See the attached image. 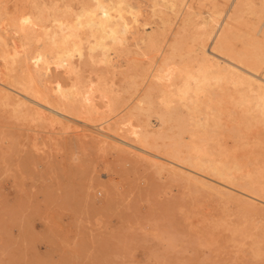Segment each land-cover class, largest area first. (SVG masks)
Instances as JSON below:
<instances>
[{
    "label": "rangeland",
    "instance_id": "obj_1",
    "mask_svg": "<svg viewBox=\"0 0 264 264\" xmlns=\"http://www.w3.org/2000/svg\"><path fill=\"white\" fill-rule=\"evenodd\" d=\"M9 1L12 0H4V1L1 0L0 5L1 3L6 4L7 2H8L7 5L9 4L11 5L12 2L9 3ZM14 1L15 0H13V2ZM24 1H25L24 11L25 10L26 11L25 12L23 11V14L20 16L21 19L23 20L22 22L24 23L25 21L29 20L28 21L29 23L30 22L38 23L41 20L46 22L47 24H50L54 10L59 9V11H56L54 14L57 13L58 15L62 16L65 13L62 14L64 11L62 12L61 10H64L63 7L65 8L66 4H69L71 6L70 9L76 12L79 10L80 8L79 6L81 5V3H83V1L86 2V0H81V2L80 0H76V1L69 0V2L68 0H65L67 1V3L64 0H47V1L45 0V2L44 0L41 1L31 0V2L33 1V3L29 2L30 0H24ZM37 1L40 2L43 1V3L39 4V2L37 3ZM133 1L130 0V2L132 3ZM138 1L140 3V7H138L139 10L141 11L144 8L143 11L141 12L139 11L141 13V14L139 13L140 14L139 17L142 16L141 18L147 21L146 22L147 24L146 25L141 24L142 26H144L143 28L141 27V25L137 27V32L138 30L139 32L138 33L136 32L137 34L136 38L132 39L130 37L127 39L128 40L127 41L128 46H126L127 49L125 46L117 47L116 51L111 52L112 56L107 55L106 61L104 60L102 61L101 59L102 57L101 55H99L100 54L99 51H96L97 53H95L96 54L95 56L98 57L99 55L100 57V60L98 59V61H96L97 58L95 56H94L95 60H92L89 57H85L86 60L84 57H83L84 59L83 58L80 59L79 57H76L77 56L76 53H74L73 56H71L72 58L70 59L72 61L74 60L72 63L75 66L74 68L75 71L81 69L77 71V73L79 72L81 74L80 75L78 73V75L81 77L80 78L81 80L79 79L81 83L83 81V84H85L86 81L87 86L88 84L89 86H91V84L95 80L92 86L94 87L97 85L102 86V84L106 83L108 86L104 84L106 87L105 88L103 85V87L105 88L104 91L110 94V90H111V94L108 96L106 95L107 93L105 94V92L100 89H97L95 91L93 90L94 92L91 91V93H89V96H91V94L94 93L95 95L98 94L97 97L99 99L101 98L100 99L101 101L97 97L94 98L93 96L94 94H92L91 96L92 98L91 97L89 98L90 101H92L93 99L95 100L94 102L95 104L91 102V107L93 108L92 109L93 113L90 111L91 112L90 115L92 117L91 122L93 121V117L94 120L96 118V120L93 121L94 123L92 122L93 124L98 125L99 127L103 128L106 131L111 130L110 131L111 133H114L119 137H122L123 139L128 140L130 143L135 144L137 146H140V143L139 142L137 143L136 141L137 136H135V134L137 135L139 133V132L136 133V131L138 130L142 131L143 126L144 129H146L147 131L150 128L149 132L153 130L152 134L150 133L151 136L149 140L146 139L147 142L146 143L144 142V144H142L141 146L145 145L144 146L145 148L144 147L143 148L146 150L148 147H150L151 149L148 148V151L150 152L152 151V153L155 152L156 154L163 155L164 153L162 154L161 152H163V150L165 151L169 146V143H171L173 140L179 138L180 142H182V140L183 142H187L188 138L182 137L186 135L182 133L183 131H181L183 126L187 127V129L190 128L189 130L195 129V126H193L192 124L193 122L190 121L188 122L190 115L187 113L186 108L182 106L180 103L176 102L175 99L176 97H174L175 100H172L176 102L175 105L171 101V106L173 105L172 108L167 107L166 104L163 103L165 95H163L164 92L161 90V88L164 84L165 81L164 79L166 78V76H169L170 72L174 71L175 68L173 67L181 66L180 56L177 58V55H175L173 58L170 59L168 58L169 60L166 61L167 59L164 60L165 58H167L166 53L168 56H170L169 55L170 53H168L170 51V46L172 44H175L176 42H177L176 45L179 47L183 43L186 45L184 38L187 37V34H189L188 35L189 40L187 38L186 42L188 44L194 43V46L196 47L197 46L196 38L200 36L199 33L202 31L200 27H203V24H201V22L203 23V21L201 20H204L203 18L206 19L207 17L206 20L209 21V23L211 22L212 25L215 24L216 21L221 20L223 16L226 14L230 0L228 1L225 0L228 3L225 2L224 0H186L187 2L185 0L183 1L181 0L182 2L180 0L177 1L174 0L175 2L173 0H169V1L152 0L154 2H152L151 0L150 1L141 0L142 2L140 0H137L136 2ZM147 1H149L148 4ZM252 1H253L252 6L251 5L249 6L251 8L249 7L246 8V6L248 5L243 4L244 6L243 5L239 6V8L241 7V9L237 7V11L239 13L235 11L236 13H234L233 15V17L237 15V17H234L237 18L235 19L237 22L241 19L240 21L242 25H244L243 23L245 22L244 27L240 26L241 28L238 27L237 29L236 26L239 25L238 23H240V21L236 23V21L233 20L235 23L232 22L234 23L232 25L237 24L235 27L233 26L234 28L233 36L234 35L236 36V37L234 36V41H236L238 45L240 44L241 47H246V45L244 44H248V41L250 40L249 38H251V36L249 37L248 34L252 35L251 33H256V32L258 33V34L256 33L257 36L259 35L261 36L262 34L260 33L259 30L261 29L260 23L264 21L263 19L264 6L262 7L260 4H258L260 6L259 7L257 5V3H260L261 0L260 1L251 0V3ZM34 2H36L37 5ZM136 2H134V4H137ZM163 2L165 3L167 2L166 3L167 6L163 5L164 4ZM45 3L48 4L46 5ZM145 3L150 7H146ZM151 3L154 4L151 5ZM34 4L37 6V8L41 4H44V6L41 5L42 6L41 8H44L45 10L49 7L50 9L49 10L47 9L48 12H46L45 10L46 13H44L43 9L40 10L41 8H38L40 10L39 12L38 9H35ZM50 4L52 7L54 6L55 7L54 8L50 7ZM3 5H1L2 7L0 6V13H1L0 15L1 17L3 16L2 18L0 17L1 20L0 25L2 24L0 26V31H1L0 33L1 34L3 33L2 35H4V38L6 37L7 43H10L9 45H16L19 51L24 52V55L26 56L25 64L26 66H28V68L30 66L29 68L30 71H32L34 75L35 73H39L41 75L42 74L41 72H43L44 70H42L39 67L40 66L39 63L41 62L39 61L37 63L35 61L36 58H34V56L37 54V51H39L40 49L42 50L43 48H41V46L39 48V46L36 45L38 42L36 40L32 39L33 41L32 40L25 41L27 38L26 37L23 38L24 36L20 35V33L22 35L23 34L25 35L26 34L25 31L23 32L21 29H19V31L21 32L18 31L17 26L14 23H12L13 19H10L11 13H9V15L8 13L6 14V12L3 9L4 8ZM31 5H33L34 7ZM137 5L139 6V4ZM154 5L157 7H155ZM181 5L183 8L181 7ZM198 5L200 8L198 7ZM61 7L62 9H60ZM151 7L160 8V9L162 8L163 11L165 10L164 12H166V14L171 16V17L168 16L170 24L166 23L163 26L164 27L163 28L158 23L157 17L153 15L152 12L153 8ZM169 7L171 10H169ZM174 7L176 8L174 9ZM242 8L243 9L246 8V9L243 11ZM51 9L53 11L52 14L50 13ZM179 9L180 12H178ZM192 9L195 12L196 11L198 12H196L195 14V12H193ZM249 9L252 12H250ZM175 10H177L178 13H176ZM256 10H258L259 12L262 10L260 12L261 14L258 12L257 15L259 16L254 14ZM32 11L33 12L36 11L34 13L35 15H32L33 14ZM150 11L152 12V15ZM188 11L192 12L191 15L188 14V16L184 17L185 14L187 15ZM211 11H213L214 13ZM26 12L28 13V15H26L27 14ZM36 13H38L39 15ZM41 13L42 15L43 13L45 15L41 17ZM144 14H146L147 18H145L146 16ZM49 15H51V18ZM25 16H27V20H25L26 19ZM179 16L181 17V19L178 18ZM195 16H197V18ZM23 17L25 19H23ZM37 17L39 18V20ZM149 17L151 18L150 20ZM254 17L257 18V20L258 19L259 20L258 21L255 20ZM2 19L5 20L2 21ZM195 19L196 20L198 19V21H196ZM174 20H176L175 21L176 25L172 24ZM149 21L152 22V24H150ZM259 21L261 22L258 23ZM181 22H184V24H187L186 22H189V24L181 25ZM192 22L193 23L195 22L196 25L193 24ZM10 23H12L13 26L10 25ZM29 23H27V25ZM199 25L200 27H198ZM250 25L252 27H250L249 29L248 26ZM257 25L260 27H257ZM148 27L149 28L155 27L154 29L156 32L152 28L149 29ZM170 27L172 28L170 29ZM15 28L17 30H15ZM147 28L148 31L146 30ZM162 28L163 30L166 29L167 35L166 33H163V30H161ZM140 30L142 31V33ZM143 30L146 31V33ZM196 31L197 33H195ZM198 31L200 32L198 33ZM238 31H240L239 34ZM247 31H249L250 33H248ZM18 32L19 34H17ZM179 32L180 33L183 32L181 33L182 36L179 35L180 34ZM190 32H192V35L194 37L190 36L191 35ZM147 33H152L156 35V37H158L157 34L160 35L158 37V39L160 38L159 39L160 45L161 43H165L162 44L161 47L163 45L166 47L168 46V48L163 46L162 49V51L164 52L163 54L160 51L159 52L154 51L153 53V50L150 49V47L147 44H146L147 46L146 48L143 46L145 45L146 41L144 42L143 40L140 39H146L148 37ZM174 33L178 35H175ZM140 34L141 35L143 34L142 35L143 38L140 37L141 36ZM177 36L181 38H183L184 36L183 40L181 39L182 42L181 40L180 41L178 40L180 38H178ZM239 36L241 37L240 39L238 38ZM166 37H167V41L166 39L165 40L163 39ZM175 37L176 39L174 40ZM193 38L194 40L195 39L196 40L194 41ZM14 39H16L15 43L13 41ZM162 39L165 42L162 41ZM169 40L171 41V43L173 42L172 40H174V43L171 44L170 42H168ZM244 41L247 43H244ZM30 42H32V44ZM134 42H137L138 44ZM21 43H23L24 46H22ZM241 43L243 44L241 45ZM17 44L19 45L21 44V45L19 46ZM136 45L140 47L141 50ZM33 46L34 47L36 46V50ZM141 46L144 47L145 49L142 48ZM124 49L126 52H124ZM132 49L134 50V52ZM142 49L145 51H143ZM166 50H168V52H166ZM183 51H185V47L183 48ZM132 52L133 54H131ZM150 52L152 54H150ZM157 52L159 54H156ZM129 53L130 56L132 57L129 56ZM134 53H136L137 56H135L136 54L134 55ZM125 54L128 55L126 56ZM119 55L122 56L120 57ZM135 57L137 60H135ZM159 57H161L162 60H160ZM76 58H77V62H76ZM87 58H89L90 60ZM129 59H130V63H129ZM34 61L36 64L32 63ZM131 61L135 63V64L133 63L135 66H133ZM137 62L138 63L141 62V63L138 64ZM79 63H82L83 65L82 64L80 65ZM109 63L113 67L109 65ZM146 63H148L150 66L152 65L150 70L148 69L150 68V66L148 67V64L145 65ZM163 63L164 64L167 63V65L168 64L169 65L168 66L164 65L163 66L165 67L164 69L162 67ZM1 64L2 61H0V65ZM37 64L39 66H37ZM52 64L53 63H51V65ZM101 64L102 67L100 66ZM51 65H50L51 67L50 70L46 74L44 73L45 74L44 76L43 74L41 76L36 74L35 77L37 76L38 78L40 76V78H43V80L38 78V81H42L39 82V84L41 85V87H44L45 90L47 89L46 91L50 96L56 95L55 94L56 89H57L56 92L57 95H60V92H58L59 91L58 86L60 85L62 87V89L60 88V90L62 91H65L63 90V88L67 87V85H68L67 89H69L70 87L69 85H71L72 82L75 80L76 74L73 71L72 73L71 72L68 73L69 74L68 75L60 67L57 68L54 64L52 66ZM88 65H90L91 67ZM94 65H96L95 67L97 68V71H99V67H100V72H102L104 70V66L105 69H109V70H104V73L101 74L99 72V75L101 76L100 79V77L98 76V72L95 71L96 68L94 67ZM117 65L119 67H121L122 65V67L119 68ZM110 66L114 69H112ZM170 66L172 68H170ZM146 67L148 70H145ZM159 67L162 68V70H160ZM2 68H3V64L0 66V80L4 76L2 73L3 71ZM90 68L92 69L91 71ZM139 68H143L141 69L142 71ZM167 68L168 69L170 68L169 69L170 71L166 70ZM134 69L135 70L137 69L136 71L138 73L137 72L135 73ZM38 70L41 72H39ZM165 70L168 71L167 75ZM62 71L64 73H62ZM81 71H83L82 72L83 74L81 73ZM116 71H118V73ZM106 72H108L109 74L106 75L105 74ZM122 72L124 73L125 78ZM139 72L142 73L139 74ZM95 73L97 74V78ZM144 73H146L147 76H145L146 74ZM150 73L152 76H148ZM71 74H73V76ZM103 74L106 79L104 78ZM153 74L155 75L156 79L155 77H153L154 76ZM156 74L157 76L160 77H157ZM88 75L91 78H89ZM126 76L127 78L130 77V79H127ZM111 77L113 78V80ZM148 77L150 78V80L149 79L147 80ZM55 78H57V81ZM62 78H66V80ZM98 78L99 81H96L98 80ZM102 78L105 81L106 80L107 81L103 83ZM141 78L144 79L142 82L140 81L142 80ZM131 80L133 81L131 82ZM168 80L169 78H167L165 82H167ZM51 81H53V83ZM148 81L151 82L152 84L148 83ZM153 81L154 82L157 81L156 83L159 82V84L156 85V83L154 84ZM107 82H110L113 86L111 87V84ZM63 83L67 85L63 87L62 86ZM114 83H115V87L117 86L118 89L114 87ZM141 83H143L144 85H142ZM145 83L147 86L145 85ZM137 84L139 85L141 84V86L139 85L136 86ZM126 86L127 87L129 86L130 88H127ZM150 86L151 87L155 86V87L151 88ZM147 88L148 90H146ZM134 89L136 91H134ZM142 89H145L143 91L144 93L142 92ZM115 91H117V93ZM127 92L129 94H127ZM114 93H116L115 95L119 98H117L116 96L113 97L112 95H114ZM120 93L122 94V96L123 95L125 96L122 97ZM118 94L120 95L118 96ZM146 94L148 97H145ZM149 94H151L152 97ZM140 95L141 97L142 95H144L143 96L144 98L142 97L141 99L140 98L138 99ZM105 96L106 97L110 96L113 99L110 97L109 99L106 98L105 99V101L107 100L106 103L104 101ZM126 96L129 98L127 99ZM134 97H136L137 99ZM114 98L115 100L118 99V101L119 100L120 101L117 102L116 104L117 100L114 101ZM160 99L163 100V102ZM111 100L113 104H111L112 103ZM128 101L134 102V108H132L133 105L132 107L130 106V102L128 103ZM124 102L127 104H125ZM139 102L142 104H140ZM148 103L151 104L149 105ZM136 104L138 105L139 108L135 106ZM143 104L146 105L144 106ZM252 104L254 107H257L256 102H253ZM8 105L2 103L0 100V264H264V216L262 215V210H264V204L257 200H251L250 202L248 198L244 197L245 196L244 194L240 193L243 192V190L245 191V189L242 186L245 183V181L243 180L245 178L243 177L244 176L243 173L247 170L248 171L255 170L257 168L256 162H258L260 165L261 160H264V155H263L264 143L261 142L264 139V128L262 125H259V123L257 122L255 124L256 119H252L250 117L251 114L250 112L247 113L248 116H246L245 114L244 118H247V120L251 122L250 123L245 122L246 119L245 120L243 119L242 117L243 113L241 112L243 110L242 105H239L238 107H234V106L232 107L231 105H227L228 107L230 106L229 108L230 112H227V114H225V116H227L228 118L227 117L224 118L225 116L223 117L225 119V120L223 119V121L227 123V125L229 124V126H227L226 129L227 133L225 134L228 136H231V134H233L232 135L233 137L226 136L222 139V144H224L223 146L225 148L226 147L228 148V149L226 148L228 158L226 155H221V156L217 155V158L219 159L221 158L224 161L227 160L229 161L228 163L231 166L232 165L239 166V168H241V170L244 171L242 173L240 169L237 170L236 168L233 167L231 168V170L228 171L231 177L234 176L232 184L233 187L236 188V189L234 188L233 190L232 189L229 190V193L228 190H226L225 188H218V189L212 187L209 188V185H206L204 182L201 183V180L195 179L194 176L192 175H190L189 177V175L186 172H182L183 175L186 174L185 176H182V173H180V171L183 168L177 167L175 171L169 170L167 169V167L168 168L173 167V164L169 163L168 165L162 166L160 165L161 163L159 162L156 163L152 161V157L149 156L148 154L135 151L134 148H128L126 146H123V148H120L118 146L119 148L118 147L116 148L110 142L109 138L108 139L106 138L105 142H100L97 137L98 135L93 133L91 130L84 128L82 129L80 126L74 123H71L69 121L68 122L64 121V119L61 118L58 119V117H56V119L53 120L44 117L36 118L31 113L24 111V109L18 105H14V104H8ZM95 105L97 108L95 107ZM124 105H126L127 107ZM162 105L164 106V108ZM12 106L15 107L13 108ZM121 107L124 109H122ZM135 107H137L138 109H135ZM140 107H143V110L145 112L141 111L142 108L140 109ZM131 108L133 110H131ZM111 109H113L112 110L113 112L111 111ZM128 109L130 110V112L132 111L131 113H133V115H131V113L129 112L131 116L130 115L128 116V111H129ZM174 109L177 110L175 111ZM165 110L169 111L171 115L167 113V111ZM226 110L229 111L228 109ZM136 111H138L139 113ZM177 111L180 112V114L177 113ZM99 112L101 113L99 114L101 118L100 116L99 117L97 116L98 115L97 113ZM135 112L137 114H135ZM175 112L176 114H179V116L175 115ZM18 113L21 116L18 115ZM25 114H27V116ZM142 114L143 116L147 114L148 115L147 117L146 116L143 117ZM114 115L117 117H115ZM157 115L161 118H159ZM183 115L185 116L186 120L185 118L181 117ZM172 116H174L175 118ZM177 116L181 118H178ZM196 116L200 124L202 126L205 125L206 119L204 113L202 111H199ZM102 117L105 119H103ZM126 117L127 120L125 119ZM169 117L172 119H169ZM117 118L118 120H122V119L125 120L124 121L122 120L123 122L122 123L121 121L118 122ZM176 118H177V122L178 123L180 122L179 124L176 122ZM229 118L230 120H228ZM234 118L236 121L234 120ZM174 119L175 122L173 121ZM178 119L181 121H178ZM240 119L241 121H239ZM55 120L57 124H55L56 123ZM137 120H139V122ZM141 120L145 123H142ZM183 120L186 122H184ZM147 121L149 123H146ZM105 122L111 123L109 125L113 127L108 126V123L105 124ZM117 122L119 126V127L117 126V128L119 130L116 128ZM181 122H183V124ZM175 123L178 124V127ZM239 123L241 124L239 125ZM245 123L251 124L252 127L249 124L246 125ZM62 124L65 126L66 129L63 128ZM146 124L148 126H146ZM244 124L246 125V128L248 127V125L250 128L248 127V129H244L245 128ZM105 125L108 127H106ZM134 125L138 127L136 128ZM173 125H176V128H178V130H176V128L174 129ZM180 125L182 128L180 127ZM169 126L171 127V130L169 129L170 128ZM234 126L236 128H234ZM78 127L81 128L82 130L80 131ZM115 128L116 131L114 130ZM132 129L133 131H135L134 134L132 133L133 132ZM209 129L210 128H208V130ZM230 129H232L233 132L231 130L230 132L232 133L229 135L228 131ZM200 130L201 131H199L198 133H201V135L200 134L198 135L204 136L207 134L208 139L210 140L207 141L208 142L207 146L212 150L214 149L213 151L214 152L216 151L215 153L217 154L218 153V150L216 148L217 146L214 144L216 131L210 129L212 131L207 130L208 132L202 135L203 131L201 128ZM175 131H178L180 133H174ZM156 132L158 134L157 136H155L157 139L154 138ZM161 133H163L164 135ZM88 134L89 136H86ZM159 134L160 136L161 135L162 136L160 137ZM172 134L173 136L174 135L175 136L172 137ZM178 134L181 135L179 136ZM152 136L155 142L153 141V138H151ZM169 137L171 138L168 139ZM210 137H214L213 138L214 140L212 138L210 139ZM234 137L235 140H233ZM95 140H97L98 142L95 143ZM232 140L234 141L233 144H235L237 140L238 141L241 140V145L238 143V141L236 143L239 144L242 148L241 147L239 148L237 144L231 145ZM244 140H245L244 143L246 145L244 143L242 145V142ZM107 142L111 144H108ZM153 142L156 144L157 146L156 148L158 149H153L155 148ZM157 143L160 146L157 145ZM208 144H210V146ZM162 145L165 148H163ZM261 145L262 147H260ZM237 148L238 150L235 152V149ZM123 150L126 152L129 150L128 151L129 153L126 152L124 153ZM134 151L137 153H135ZM130 152L133 154H131ZM231 152H233V154ZM234 152L235 154L237 152L239 154H236L238 155L237 158L236 157L232 158L231 159L232 162H231L229 159L230 157L235 156ZM199 153L200 152H198V154ZM134 154L139 155V157L138 156L135 157ZM235 159H238L239 161L237 160L238 161L237 162ZM150 162L152 165L150 164ZM255 163H256V167H255ZM244 164H247L250 167V169L248 168L247 165ZM185 165L190 167V164L188 163H186ZM242 167L245 168L246 170L242 169ZM159 168H161L162 171ZM177 171L179 172V174ZM177 175H179L180 177ZM191 177L194 178L196 181H193ZM187 178H189L188 179L189 181L187 180ZM235 178H240L241 182ZM197 182H199V184ZM203 183L206 186H204ZM240 183H242V185ZM195 185L197 186L195 187ZM206 187L209 189H207ZM237 187L239 191L237 190ZM245 198L248 200H246ZM250 203L251 205L249 206Z\"/></svg>",
    "mask_w": 264,
    "mask_h": 264
},
{
    "label": "bare ground",
    "instance_id": "obj_2",
    "mask_svg": "<svg viewBox=\"0 0 264 264\" xmlns=\"http://www.w3.org/2000/svg\"><path fill=\"white\" fill-rule=\"evenodd\" d=\"M1 1V0H0ZM2 1H4V0H2ZM41 1V0H40ZM40 1H37V3L39 2V4L40 3H43V1L42 2H40ZM47 1V0H46ZM65 1V0H64ZM63 1V2H64ZM76 1V0H75ZM89 1H91V2H89ZM86 0V2H84L83 1V3H81V5L79 6L80 8H79V10L78 11H74V10H72V9H70L71 8V6L69 5V4H66L65 5V8L63 7V9L64 10H61L63 13L62 14H64V15H62L61 13V15L62 16H60V15H58L57 13L56 14H54L56 11H59V9L57 10L56 8V10H54V13H53V11H52V9H51V11H50V13L52 14V18H51V15H49L50 16V18H51V22H50V24H47L46 22H44V21H41L40 20V22H38V23H29L28 21H27V23H29L28 25H27V23L26 24H24L22 21V19H21V15L23 14V11H24V9H25V1L24 0H15L14 2H13V0L12 1H9V3L10 2H12V4L10 5H7V3L6 4H2L1 3V5H3V9H4V11L6 12V14L8 13V15H9V13H11L10 14V16H11V18L10 19H13V21H12V23H14L16 26H17V28H18V31H19V29H21L23 32L25 31V35L23 34H21L20 33V35L21 36H24L23 38H27L25 41H30V40H36V41H38L37 42V44L36 45H38L39 46V48H40V46H41V48H43L41 51L39 50V51H37V54L34 56V58H36V62L38 63L39 61L41 62V63H39L40 64V66L37 64V66H39L42 70H44L43 72H41V71H39V72H41L42 74H43V76L50 70V65H51V63H53L57 68L58 67H60L66 74H68V73H72L73 71H74V73L76 74H74L76 77H75V80L72 82V84H71V81H70V84L71 85H69L70 87H69V89H67V87H68V85L67 84H64L63 83V87L64 86H66L67 85V87H64L63 88V90H65V91H62V90H60V88L62 89V87L59 85L57 88L59 89V91L58 92H60V95H57V89H56V91H55V96H50L49 94H48V92L45 90V88L44 87H41V85L39 84V82H42V81H38V78H40V76L42 75H40L39 73H35V75L36 74H38V75H40L38 78H37V76L35 77V75H34V73H32V71H30V66H29V68H28V66H26V56L24 55V52H22V51H19L18 49H17V46L16 45H9L10 43H7V41H6V37L4 38V35H2L1 33H0V61H2V64H3V71H2V73H3V77H2V79L0 80V100H1V102L2 103H4V104H14V105H18V106H20V107H22L23 109H24V111H27V112H29V113H31L32 115H34V117H36V118H39V117H44V118H49V119H51V120H53V119H56V117H58V119L59 118H61V119H64V121H69V122H71V123H74V124H76V125H78V126H80L82 129L84 128V129H89V130H91L93 133H95V134H97L98 136V139H99V141L100 142H105L106 141V138L108 139H110V142L113 144V146H115L116 148L119 146L120 148H123V146H126V147H128V148H134L135 149V151H139V152H142V153H146V154H148L149 156H151L152 157V161H154V162H159V163H161L160 165H168L169 163L170 164H173V167H170V168H168L167 167V169H169V170H173V171H175L176 170V168L177 167H179V168H183L181 171H180V173H182V172H186L188 175H189V177H190V175H192V176H194V178L195 179H198V180H201V183L202 182H204L206 185H209V188L210 187H212V188H216V189H218V188H225L226 190H228V193H229V190H233L235 187H233V177H231V175L229 174V170H231V168L233 167V168H236L237 170L238 169H240L241 170V168H239V166H234V165H230L228 162L229 161H227V160H223V159H219V158H217V155H228L227 154V150H226V148L223 146L224 144H222V139L224 138V137H226V136H228V135H226L225 133H227V131H226V129H227V126H229V124L227 125V123H225L224 121H223V119L224 118H226L227 116H225V114H227V112H230V110H229V108H230V106L228 107L227 105H231L232 107L234 106V107H238L239 105H242L243 106V110L241 111L242 113H243V119L245 120L246 119V121L245 122H251V121H248L247 120V118H244L245 117V114H246V116H248L247 115V113L248 112H250L251 114H250V117L252 118V119H256L255 120V124H256V122L257 123H259V125H262L263 126V128H264V21H259L258 23H260L261 25V29L259 30L260 31V33H262L261 34V36L259 35V36H257V34L256 33H251L252 35H250V34H248L249 35V37L251 36V38H249L250 40L248 41V44H244V45H246V47H241L240 46V44L238 45L237 43H236V41H234V36H233V26L235 27L236 25H232V24H234L235 22L233 21V20H235V19H237V18H234V17H237V15L236 16H234L233 17V15H234V13H236V12H238L237 11V7L239 8V6H242L243 4L244 5H248V6H246V8L247 7H249L250 5L252 6V4H253V1H252V3H251V0H245V1H243V0H230V3L228 4L229 5V7H227V11H226V14L223 16V18L221 19V20H219V21H216V23L215 24H211V22L209 23V21H207L206 19H207V17H206V19L205 18H203L204 20H201V21H203V23L201 22V24H203V27H200V25L198 26V27H200V29H202V31L200 32V31H198V33L200 34V36L198 37V38H196L197 39V43H196V47L194 46V43H192V44H188L186 41V39L188 38V40H189V34H187V37L186 38H184V36H183V38L185 39V43H186V45L184 44H182L180 47L179 46H177L176 44H177V42L175 43V44H172V43H174V40L176 39V37L174 38V40H172L173 42L171 43V41L169 40L168 42H170L172 45L170 46V51L168 52V50H166V52H168V53H170L169 55L170 56H168L167 55V53H166V56H167V58H165L164 60H166V61H168L170 58H173L175 55H177V58L180 56L181 57V60H180V63H181V66H178V67H173V68H175L174 69V71L173 72H170L169 73V76H166V78L164 79L165 81H166V79L167 78H169V80L167 81V82H165L164 80V84H163V86H162V88H161V90L164 92V94L163 95H165L164 96V102H163V100H161L164 104H166V106L167 107H170V108H172L173 107V105L171 106V101L172 100H175L176 99V102H178V103H180L182 106H184L185 108H186V110H187V113L190 115V118H189V120H188V122L190 121V122H193L192 124H193V126H195V129L193 130V129H191V130H189V129H187V127H185V126H183V128L181 127V125H180V127L182 128L181 129V131H183L182 133L183 134H186L185 136H182L183 138L184 137H187L188 138V140H187V142H183V140H182V142H180L179 141V138H177V139H175V140H173L171 143H169V146L167 147V149L164 151L163 150V152H161L163 155H159V154H156L155 152L154 153H152V151L150 152V151H148V148H150V147H146L147 148V150L146 149H144L145 147V145H143V146H141L142 144H144V142L146 143L147 142V140L146 139H148L149 140V138H150V133L152 134V131L151 132H149V130H150V128L148 129V131L146 130V129H144V126H143V130L141 131V130H138V131H136V133L137 132H139L137 135L135 134V136H137L136 138H137V143L139 142L140 143V146H137V145H135V144H132V143H130L128 140H125V139H123L122 137H119L118 135H116V134H114V133H111L110 131H106V130H104L103 128H101V127H99L98 125H96V124H93L94 122L93 121H95L96 120V118H95V120H94V117H93V123L91 122V119H92V117H91V115H90V113L92 112V107H91V102H95V100L93 101L92 99V101H90L89 100V98L92 96V94H94V93H92L91 94V96H89V93H91V91H95V90H97V89H100V90H102V91H104V89L106 88L105 87V85L104 84H106V83H104V82H106L103 78V83L104 84H102V86L101 85H97V83H96V85L97 86H92L93 85V83H94V81H93V83L91 84L90 82V84H91V86H89V84H88V86H87V84H86V81H85V84H83V81H82V83L80 82V76L78 75V73H77V71L78 70H81V69H78L77 71H75V66L73 65V61L70 59V58H72L71 56H73V54L74 53H76V57H79L80 59L81 58H85V57H89V58H91L92 60H95V58H94V56L96 55L95 53H97L96 51H99V55H101V59H102V61L104 60V61H106V59H107V55H111V52H113V51H116V49H117V47H119V46H128L127 45V39L128 38H132V39H134V38H136V32H137V27L138 26H140L141 24L142 25H146L147 23V21H145V20H143L141 17H139V15L141 14L140 12L141 11H143L144 10V8H143V10H139V8L138 7H140V3H139V1L138 2H136V1H133V3L132 2H130V0L128 1V0ZM141 1V0H140ZM150 1V0H149ZM149 1H147V4H148V2ZM152 1V0H151ZM169 1V0H168ZM174 1V0H173ZM177 1V0H176ZM181 1V0H180ZM183 1V0H182ZM181 1V2H182ZM186 1V0H185ZM225 1V0H224ZM228 1V0H227ZM227 1H225V2H227ZM260 1V0H259ZM29 2H31V0L29 1ZM44 2H45V0H44ZM48 2H50V1H48ZM66 3H67V1H65ZM68 2H69V0H68ZM80 2H81V0H80ZM88 2V3H87ZM134 2H136L137 4H139V6L137 5V4H134ZM142 2V1H141ZM146 2V1H145ZM152 2H154V1H152ZM171 2V1H170ZM175 2V1H174ZM181 2H180V4H181ZM187 2V1H186ZM202 2V1H201ZM212 2V1H211ZM31 3H33V1L31 2ZM36 5H37V3L36 2H34ZM57 3V2H56ZM72 3V2H71ZM157 3V2H156ZM164 4L163 5H165V6H167L166 5V3L165 2H163ZM184 3V2H183ZM189 3V2H188ZM197 3V2H196ZM199 3V2H198ZM217 3V2H216ZM219 3V2H218ZM222 3H224V2H222ZM228 3V2H227ZM34 4V5H35ZM39 4H38V6H39ZM46 4V3H45ZM48 4V3H47ZM46 4V5H47ZM63 4H65V3H63ZM63 4H62V6H63ZM144 4V3H143ZM146 4V3H145ZM145 5L146 7H150L149 5ZM154 3H151V5H153ZM173 4V3H172ZM194 4V3H193ZM202 4V3H201ZM258 4H260L262 7L264 6V0H261V2L260 3H257V5ZM0 5V6H1ZM35 5V9H38V8H41L42 6L41 5H43L44 6V4H41L38 8H37V6ZM45 5V6H46ZM54 5H56V4H54ZM53 5V6H54ZM58 5V4H57ZM60 5V4H59ZM72 5V4H71ZM159 5H160V3H159ZM175 5V4H174ZM178 5V4H177ZM184 5V4H183ZM197 5V4H196ZM200 5V4H199ZM199 5H198V7H199ZM212 5V4H211ZM225 5V4H224ZM227 5V4H226ZM243 5V6H244ZM31 6H33V5H31ZM61 6V5H60ZM60 6H58V7H60ZM155 6V5H154ZM169 6V5H168ZM185 6V5H184ZM190 6V5H189ZM259 6V5H258ZM2 7V6H1ZM26 7H28V6H26ZM30 7V6H29ZM34 7V6H33ZM32 7V8H33ZM47 7V6H46ZM45 7V8H46ZM50 7H52L51 6V4H50ZM55 7V6H54ZM54 7H52V8H54ZM57 7V6H56ZM155 7H157V6H155ZM159 7V6H158ZM162 7V6H161ZM164 7V6H163ZM180 7V6H179ZM181 7H182V5H181ZM191 7V6H190ZM189 7V8H190ZM197 7V6H196ZM197 7V8H198ZM260 7V6H259ZM258 7V8H259ZM261 7V8H262ZM31 8V7H30ZM29 8V9H30ZM151 8H153V7H151ZM166 8V7H165ZM176 7H174V9H175ZM183 8V7H182ZM189 8H188V10H189ZM200 8V7H199ZM219 8V7H218ZM244 8V7H243ZM242 8V10L244 11L245 9H243ZM249 8H251V7H249ZM27 9V8H26ZM43 9V11H44V13H46V12H48L47 11V9L49 10L50 8L48 7L47 9H45L46 10V12H45V10H44V8H41L40 10H42ZM60 9H62V7L60 8ZM142 9V8H141ZM181 9V8H180ZM180 9H179V11L178 12H180ZM187 9V8H186ZM191 9V8H190ZM223 9V8H222ZM239 9H241V7L239 8ZM263 9V8H262ZM2 10V9H1ZM40 10L38 9V11L40 12ZM72 10V11H71ZM148 10V9H147ZM169 10H171L170 9V7H169ZM198 10V9H197ZM253 10V9H252ZM3 11V10H2ZM26 11V10H25ZM24 11V12H25ZM29 11V10H28ZM31 11V10H30ZM74 11V12H73ZM140 11V12H139ZM145 11H146V8H145ZM165 11V10H164ZM163 10H162V8L160 9V8H153V10H152V12H153V15H155L156 17H157V21H158V23L163 27L166 23L168 24L169 23V17H171V16H169L168 14H166V12H164ZM176 11V13H178L177 12V10H175ZM175 11H174V13H175ZM192 11L193 12H195L193 9H192ZM216 11H217V8H216ZM222 11V10H221ZM236 11V12H235ZM242 11V12H243ZM249 11H250V9H249ZM262 11V10H261ZM260 11V12H261ZM36 12V11H35ZM35 12H33L32 11V15H35L34 13ZM38 12V13H39ZM151 12V11H150ZM152 12H151V15H152ZM196 12H198V11H196ZM196 12H195V14H196ZM211 12H213V11H211ZM211 12H209V13H211ZM248 12V11H247ZM250 12H252V11H250ZM258 10H256L255 12H254V14H258ZM259 12V13H260ZM264 12V11H263ZM262 12V13H263ZM27 13V12H26ZM38 13H36V14H38ZM43 13V15H45ZM140 13V14H139ZM183 13H185V12H183ZM191 11H188L187 12V15L185 14H182V15H184V17H186V16H188V14L189 15H191ZM214 13V12H213ZM221 13V12H220ZM239 13V12H238ZM241 13V12H240ZM249 13V12H248ZM1 14V13H0ZM3 14V13H2ZM48 14V13H47ZM170 14H172V13H170ZM251 14H253V13H251ZM261 14V13H260ZM5 15V14H4ZM26 15H28V13L26 14ZM31 15V14H30ZM29 15V16H30ZM39 15V14H38ZM42 15V13H41V17L43 16ZM145 16H146V14H144ZM143 15V16H144ZM148 15V14H147ZM198 15V14H197ZM201 15V14H200ZM241 15V14H240ZM154 16V17H155ZM169 16V17H168ZM173 16H175V15H173ZM215 16V15H214ZM254 16V15H253ZM257 16H259V15H257ZM256 16V17H257ZM0 17H1V15H0ZM3 17V16H2ZM1 17V18H2ZM26 17V19L23 17V19H25V20H27V16H25ZM34 17V16H33ZM33 17H31V18H33ZM36 17V16H35ZM46 17V16H45ZM177 17V16H176ZM175 17V18H176ZM196 18H197V16H195ZM199 17V16H198ZM238 17H240V16H238ZM262 17V16H261ZM260 17V18H261ZM38 18V17H37ZM47 18V17H46ZM145 18H147V16L145 17ZM178 18H180L181 19V17L179 16ZM192 18V17H191ZM194 18V17H193ZM201 18V17H200ZM210 18V17H209ZM213 18V17H212ZM211 18V19H212ZM255 18V17H254ZM263 18V17H262ZM261 18V19H262ZM9 19V20H10ZM36 19V18H35ZM43 19V18H42ZM151 18L149 17V20H150ZM187 19H189V18H187ZM210 19V20H211ZM252 19V18H251ZM264 19V18H263ZM262 19V20H263ZM3 20H5V19H2V21ZM24 20V21H25ZM31 20V19H30ZM38 20H39V18H38ZM44 20V19H43ZM48 20V19H47ZM147 20V19H146ZM154 20V19H153ZM196 20V19H195ZM209 20V19H208ZM241 20V19H240ZM239 20V21H240ZM255 20H257V18H255ZM259 20V19H258ZM257 20V21H258ZM7 21V20H6ZM32 21V20H31ZM36 21V20H35ZM176 20H174V22L172 23L173 25H176L175 22ZM184 21H186V20H184ZM190 21V20H189ZM191 21H193V20H191ZM196 21H198V19L196 20ZM236 21V20H235ZM238 21V22H239ZM252 21V20H251ZM34 22V21H33ZM48 22V23H49ZM150 22V21H149ZM170 22H172V21H170ZM178 22V21H177ZM213 22V21H212ZM232 22H234V23H232ZM237 21H236V23H238ZM0 23H1V20H0ZM12 23H10V25H12ZM155 23V22H154ZM187 24H189V22H186ZM193 23V22H192ZM197 23V22H196ZM257 23V24H258ZM24 24V25H23ZM150 24H152V22H150ZM170 24V23H169ZM184 24V22H181V25H183ZM187 24H184V25H187ZM193 24H195V22L193 23ZM192 24V25H193ZM198 24V23H197ZM239 25L238 26H236V29L239 27V28H241L242 26L244 27V25H245V22L243 23L244 25H242L241 24V21H240V23H238ZM241 24V25H240ZM253 24V23H252ZM256 24V23H255ZM2 25V24H1ZM0 25V26H1ZM4 25V24H3ZM141 25V27L143 28L144 26H142ZM149 25V24H148ZM172 25V26H173ZM191 25V24H190ZM196 25V24H195ZM5 26V25H4ZM3 26V27H4ZM13 26V25H12ZM152 26V25H151ZM158 26V25H157ZM167 26H170V25H167ZM194 26V25H193ZM241 26V27H240ZM260 26H258L257 25V27H260ZM6 27V26H5ZM141 27H139V28H141ZM159 27V26H158ZM166 27V26H165ZM180 27V26H179ZM178 27V28H179ZM249 27V29H250V27H252L251 25L250 26H248ZM256 27V28H257ZM145 28H146V26H145ZM149 28V27H148ZM148 28L146 29L147 31H148ZM150 28H152V27H150ZM149 28V29H150ZM155 27H153L152 29L155 31V29H154ZM160 28V27H159ZM164 28V27H163ZM163 28L161 29V30H163ZM172 27H170V29H171ZM181 28V27H180ZM188 28H189V26H188ZM170 29H168V30H170ZM194 29H195V27H194ZM193 29V30H194ZM196 29H198V28H196ZM235 29V30H236ZM258 29V28H257ZM15 30H17L16 28H15ZM14 30V31H15ZM183 30H184V28H183ZM187 30V29H186ZM189 30H191V29H189ZM188 30V31H189ZM141 31V30H140ZM144 31V30H143ZM152 31V30H151ZM176 31H178V30H176ZM237 31V30H236ZM1 32V31H0ZM16 32V31H15ZM19 32H21V31H19ZM19 32L17 33V34H19ZM138 32H139V30H138ZM137 32V33H138ZM145 33H146V31H144ZM156 32V31H155ZM154 32V33H155ZM170 32H172V31H170ZM174 32V31H173ZM248 33H250L249 31H247ZM246 32V33H247ZM255 32V31H254ZM141 33H142V31H141ZM153 33V32H152ZM152 33H147L148 35V37L146 38V39H140V40H143L144 42H145V45H143L145 48L147 47L146 46V44L150 47V49H152L153 50V53H154V51L156 52V51H160L162 54L164 53L163 51H162V49H163V46L161 47V45L162 44H165V43H161V45H160V43H159V39H158V37L160 36L159 34H157L158 35V37H156V35H154V34H152ZM158 33H159V30H158ZM163 33H166V35H167V32H166V29L165 30H163ZM175 33H177V32H175ZM174 33V34H175ZM180 33V32H179ZM181 33H183V32H181ZM181 33L179 34V35H181ZM191 33V35L190 36H193L192 35V32H190ZM195 33H197V31L195 32ZM240 33V31H238V34ZM172 34V33H171ZM171 34H169V35H171ZM173 34V35H174ZM194 34V33H193ZM234 34H236V33H234ZM141 35V34H140ZM143 35V34H142ZM142 35L140 36L141 38H143L142 37ZM163 35V34H162ZM175 35H178V34H175ZM184 35V34H183ZM198 35V34H197ZM21 36H20V38H21ZM146 36V35H145ZM182 36V35H181ZM186 36V35H185ZM246 36V35H245ZM8 37V36H7ZM139 37V38H140ZM163 37V36H162ZM178 38H180V39H178L179 41L182 39L183 40V38H181V37H179V36H177ZM194 37V36H193ZM236 37V36H235ZM239 39L241 38L240 36L238 37ZM246 38V37H245ZM164 40L166 39V41H167V37L166 38H163ZM162 39V41H164ZM191 39V38H190ZM195 39V40H196ZM15 40L16 39H14L13 41H14V43H15ZM32 40V41H33ZM182 40H181V42H182ZM192 40V39H191ZM193 40H194V38H193ZM194 40V41H195ZM138 41V40H137ZM165 42V41H164ZM17 43H19V42H17ZM27 43V42H26ZM31 44H32V42H30ZM131 43V42H130ZM134 43H136V44H138L137 42H134ZM143 43V42H142ZM244 43H247V42H245L244 41ZM22 44V46H24V44L23 43H21ZM20 44V45H21ZM144 44V43H143ZM167 44V43H166ZM243 43H241V45H242ZM17 45H19V44H17ZM19 45V46H20ZM28 45V44H27ZM30 45V44H29ZM135 45V44H134ZM170 45V44H169ZM133 46V45H132ZM137 46V45H136ZM32 47V46H31ZM34 47V46H33ZM124 47V48H125ZM138 47V46H137ZM142 47V46H141ZM144 47H142V48H144ZM164 47H166V46H164ZM185 47V51H183V48ZM35 48V50H36V46L34 47ZM123 48V47H122ZM139 49H140V47H138ZM144 48V49H145ZM166 48H168V46L166 47ZM126 49H127V47H126ZM150 49H149V51H150ZM133 50V49H132ZM141 50V49H140ZM143 50V49H142ZM152 50H151V52H152ZM137 51V50H136ZM143 51H145V50H143ZM142 51V52H143ZM124 52H126L125 51V49H124ZM130 52H131V50H130ZM133 52H134V50H133ZM133 52L131 53V54H133ZM140 52V51H139ZM150 52V54H152ZM156 53V54H159V53ZM36 53V52H35ZM119 53V52H118ZM145 53V52H144ZM28 54V53H27ZM136 53H134V55H135ZM155 54V55H156ZM86 55V56H85ZM99 55H98V57H99ZM126 56L128 55V54H125ZM125 55H124V57H125ZM144 55V54H143ZM149 55V54H148ZM112 56V55H111ZM110 56V57H111ZM120 56V55H119ZM122 56V55H121ZM120 56V57H121ZM129 56H130V53H129ZM135 56H137V54L135 55ZM151 56V55H150ZM160 56V55H159ZM165 56V57H166ZM29 57V56H28ZM96 58H97V60L96 61H98V59L100 60V57L98 58L97 56H95ZM109 57V56H108ZM116 57V56H115ZM124 57H122V58H124ZM130 57H132V56H130ZM148 57V56H147ZM161 57H163V56H161ZM161 57H159L160 58V60H162L161 59ZM32 58V57H31ZM30 58V59H31ZM78 58V59H79ZM83 58V59H84ZM89 58H87V59H89ZM112 58V57H111ZM110 58V59H111ZM129 58V57H128ZM134 58V57H133ZM132 58V59H133ZM153 58V57H152ZM169 58V59H168ZM38 59H40V60H38ZM82 59V60H83ZM120 59V58H119ZM125 59H126V57H125ZM131 59V60H132ZM143 59H144V57H143ZM180 59V58H179ZM81 60V61H82ZM85 60H86V58H85ZM84 60V61H85ZM90 60V59H89ZM135 60H137L136 59V57H135ZM142 60V59H141ZM140 60V61H141ZM152 60V59H151ZM156 60H157V58H156ZM173 60V59H172ZM35 61L34 62H32V63H35ZM88 61V60H87ZM86 61V62H87ZM108 61V60H107ZM111 61V60H110ZM126 61H128V60H126ZM28 62V61H27ZM76 62H77V58H76ZM132 62V61H131ZM151 62H153V61H151ZM150 62V63H151ZM158 62V61H157ZM162 62H164V61H162ZM161 62V63H162ZM170 62V61H169ZM179 62V61H178ZM88 63V62H87ZM92 63H94V62H92ZM120 63V62H119ZM126 63H128V62H126ZM129 63H130V59H129ZM134 62H132V64H133ZM138 63V62H137ZM136 63V64H137ZM141 63V62H140ZM140 63H138V64H140ZM155 63V62H154ZM1 64V65H2ZM29 64H30V62H29ZM36 64V63H35ZM52 64V65H53ZM80 65L82 64V63H79ZM90 64V63H89ZM100 64V63H99ZM117 64V63H116ZM135 64V63H134ZM133 64V66H135ZM137 64V65H138ZM148 63H146L145 65H147ZM156 64V63H155ZM0 65V66H1ZM33 65V64H32ZM51 65V66H52ZM83 65V64H82ZM91 65H93V64H91ZM98 65V64H97ZM104 65V64H103ZM109 65H111L110 63H109ZM108 65V66H109ZM144 65V66H145ZM160 65V64H159ZM164 65H167V63L166 64H164L163 63V65H162V67L164 66ZM169 65V64H168ZM167 65V66H168ZM173 65V64H172ZM54 66V67H55ZM77 66V65H76ZM87 66V65H86ZM88 66H90V65H88ZM96 65H94V67H95ZM101 67H102V64L100 65ZM106 66H107V63H106ZM112 66V65H111ZM110 66V67H111ZM118 66V65H117ZM116 66V67H117ZM130 66H131V64H130ZM142 66V65H141ZM150 65L148 64V67H149ZM157 66V65H156ZM166 66V67H167ZM91 67V66H90ZM113 67V66H112ZM111 67V68H112ZM119 67V66H118ZM121 67H122V65H121ZM121 67H119V68H121ZM139 67V66H138ZM151 67H152V65L150 66V68H148L149 70L151 69ZM158 67V66H157ZM37 68V67H36ZM96 68V67H95ZM125 68V67H124ZM127 68V67H126ZM164 69H165V67H163ZM170 68H172L171 66H170ZM169 68V69H170ZM102 69V68H101ZM112 69H114V68H112ZM112 69H111V71H112ZM132 69H133V67H132ZM140 70L141 69H143V68H139ZM147 69V67H146V69L145 70H148ZM159 69L160 70H162V68H160L159 67ZM164 69H163V72H164ZM168 68L166 69V70H169ZM52 70V69H51ZM84 70V69H83ZM92 69L90 68V71H91ZM103 70V69H102ZM101 70V71H102ZM104 70H109V69H105V66H104ZM104 70L102 71V72H100V67H99V71H97V68L95 69V71H97L98 72V76L100 77V79H101V76L99 75V72H100V74L101 73H104ZM117 70V69H116ZM122 70V69H121ZM135 70V69H134ZM137 70V69H136ZM134 71L135 73L137 72V71ZM165 70V71H166ZM62 71V73H64ZM86 71H88V70H86ZM94 71V72H95ZM115 71V70H114ZM123 71V70H122ZM126 71V70H125ZM128 71V70H127ZM130 71H131V69H130ZM142 71V70H141ZM153 71V70H152ZM159 71V70H158ZM157 71V72H158ZM170 71V70H169ZM172 71V70H171ZM83 71H81V73H82ZM85 72V71H84ZM93 72V71H92ZM117 73H118V71H116ZM156 72V71H155ZM45 73V74H44ZM50 73V72H49ZM117 73H116V75H117ZM126 73V72H125ZM133 73V72H132ZM138 73V72H137ZM140 73H142V72H139V74ZM147 73V72H146ZM146 73H144V74H146ZM154 73V72H153ZM167 73H168V71H166V75H167ZM80 74V73H79ZM83 74V73H82ZM85 74V73H84ZM88 74H89V72H88ZM96 74V73H95ZM106 75L107 74H109L108 72H106L105 73ZM121 74V73H120ZM122 74L124 75V73L122 72ZM128 74V73H127ZM130 74V73H129ZM165 74V73H164ZM163 74V75H164ZM2 75V74H1ZM69 75V74H68ZM72 76H73V74H71ZM71 75H70V77H71ZM81 75V74H80ZM94 75V74H93ZM116 75H115V78H116ZM154 75V74H153ZM163 75H161V76H163ZM65 76V75H64ZM83 76V75H82ZM86 76V75H85ZM84 76V77H85ZM92 76V75H91ZM103 76H104V74H103ZM113 76H114V74H113ZM129 76H131V75H129ZM133 76V75H132ZM136 76V75H135ZM145 76H147V74L145 75ZM144 76V77H145ZM148 76H152L151 75V73L148 75ZM156 76H157V74H156ZM69 77V78H70ZM88 77H89V75H88ZM87 77V78H88ZM95 77V76H94ZM94 77H92V78H94ZM139 77V76H138ZM140 77H142V76H140ZM143 77V78H144ZM153 77H155V75L153 76ZM157 77H160V76H157ZM48 78V77H47ZM67 78V77H66ZM66 78H62V79H64V80H66ZM68 78V79H69ZM89 78H91V77H89ZM88 78V79H89ZM96 78H97V74H96ZM95 78V79H96ZM104 78H105V76H104ZM110 78V77H109ZM112 78V77H111ZM114 78V79H115ZM124 78H125V75H124ZM126 78H127V76H126ZM131 78H133V77H131ZM152 78V77H151ZM40 79H42L43 80V78H40ZM56 79V81H57V78H55ZM54 79V80H55ZM61 79V80H62ZM67 79V80H68ZM73 79V78H72ZM80 79V80H79ZM106 79V78H105ZM108 79V78H107ZM122 79H123V77H122ZM121 79V80H122ZM127 79H130V77L129 78H127ZM126 79V80H127ZM142 79V78H141ZM146 79V78H145ZM150 80V78L148 77L147 78V80ZM155 79H156V77H155ZM159 79V78H158ZM47 80V79H46ZM49 80V79H48ZM91 80V79H90ZM112 80H113V78H112ZM125 80V79H124ZM144 79H142V80H140L141 82L143 81ZM56 81H54V82H56ZM96 81H99V78H98V80H96ZM110 81V80H109ZM130 81V80H129ZM133 80H131V82H132ZM137 81V80H136ZM44 82V81H43ZM47 82V81H46ZM52 83H53V81H51ZM65 82V81H64ZM111 82H113V81H111ZM115 82H116V80H115ZM145 82V81H144ZM147 82V81H146ZM157 82V81H156ZM156 82H154L153 81V83L155 84ZM66 83V82H65ZM69 83V82H68ZM98 83H100V82H98ZM107 83H109V84H111L110 82H107ZM148 83H151V82H149L148 81ZM147 83V84H148ZM46 84V83H45ZM51 84V83H50ZM55 84V83H54ZM60 84H61V82H60ZM117 84H119V83H117ZM129 84V83H128ZM132 84V83H131ZM142 85H144L143 83H141ZM141 84L139 85V84H137L136 86H141ZM152 84V83H151ZM157 84H159V82L158 83H156V85ZM53 85V84H52ZM103 85H104V87H103ZM107 85V84H106ZM145 85H146V83H145ZM161 85H162V82H161ZM108 86V85H107ZM113 85L111 84V87H112ZM147 86V85H146ZM53 87V86H52ZM56 87V86H55ZM110 87V86H109ZM114 87H115V83H114ZM122 87V86H121ZM127 87V86H126ZM125 87V88H126ZM144 87V86H143ZM151 87V86H150ZM152 87H155V86H152ZM151 87V88H152ZM157 87V86H156ZM67 90H66V89ZM115 88H117L118 89V87L116 86ZM124 88V89H125ZM127 88H130L129 86L127 87ZM51 89V88H50ZM107 89H110V88H107ZM122 89V88H121ZM113 90V89H112ZM120 90V89H119ZM123 90V89H122ZM126 90V89H125ZM130 90V89H129ZM138 90V89H137ZM145 89H142V92L144 91ZM146 90H148V88L146 89ZM160 90V89H159ZM93 91V92H94ZM108 91V90H107ZM128 91V90H127ZM134 91H136L135 89H134ZM154 91V90H153ZM161 91V92H162ZM53 92H54V90H53ZM98 92H99V90H98ZM105 92V91H104ZM116 93H117V91H115ZM123 92V91H122ZM133 92V91H132ZM132 92H131V95H132ZM138 92V91H137ZM158 92H160V91H158ZM102 93V92H101ZM107 93V94H106ZM112 93H113V91H112ZM116 93H114V95H112L113 97H115L116 95ZM126 93V92H125ZM124 93V94H125ZM134 93V92H133ZM136 93V92H135ZM144 93V92H143ZM103 94V93H102ZM105 94L108 96V95H110L111 94V90H110V94H108V92H105ZM121 94V93H120ZM120 94H118V96L120 95ZM127 94H129L128 92H127ZM142 94V93H141ZM98 95V94H97ZM97 95H93L94 96V98L95 97H97ZM149 95H151V94H149ZM160 95H162V94H160ZM159 95V96H160ZM89 96V97H88ZM121 96H122V94H121ZM120 96V97H121ZM123 96H125V95H123ZM122 96V97H123ZM135 96H136V94H135ZM138 96V95H137ZM144 95H142V97H143ZM155 96V95H154ZM110 97V96H109ZM109 97H104V101H105V99L106 98H108L109 99ZM117 97V96H116ZM127 97V96H126ZM141 97V95H140V97H138V99L140 98H142ZM145 97H148L147 96V94L145 95ZM151 97H152V95H151ZM162 97V96H161ZM174 97H176L175 99H174ZM92 98V97H91ZM98 98V97H97ZM96 98V99H97ZM110 98H112V97H110ZM117 98H119V97H117ZM125 98V97H124ZM129 97H127V99H128ZM134 98H136V97H134ZM134 98H132V99H134ZM144 98V97H143ZM155 98H157V97H155ZM155 98H153V99H155ZM170 98H172V99H170ZM99 99V98H98ZM101 99V98H100ZM99 99V100H100ZM113 99V98H112ZM121 99V98H120ZM126 99V98H125ZM137 99V98H136ZM145 99H147V98H145ZM152 99V98H151ZM98 100V101H99ZM117 100V101H116ZM115 100V98H114V101H116V104H117V102H119L118 101V99H116ZM101 101V100H100ZM123 101V100H122ZM125 101H127V100H125ZM134 101V100H133ZM137 101V100H136ZM106 103H107V100L105 101ZM111 102H112V100H111ZM130 101H128V103H129ZM135 102V101H134ZM134 102H130V106L132 107V105H133V107L132 108H134ZM138 102V101H137ZM148 102H149V99H148ZM152 102H153V100H152ZM161 102V103H162ZM176 102L175 101H172V103H174V105L176 104ZM253 102H256L257 103V107H254L253 106ZM121 103H123V102H121ZM125 103V102H124ZM133 103V104H132ZM140 103V102H139ZM142 103H143V100H142ZM142 103H140V104H142ZM145 103V102H144ZM177 103V104H178ZM95 104V103H94ZM97 104V103H96ZM99 104H100V102H99ZM98 104V105H99ZM104 104V103H103ZM111 104H113V102L111 103ZM111 104H110V106H111ZM115 104V103H114ZM115 104V105H116ZM125 104H127V103H125ZM149 104V103H148ZM151 104V103H150ZM149 104V105H150ZM81 105V106H80ZM108 105H109V102H108ZM144 105V104H143ZM146 105V104H145ZM144 105V106H145ZM158 105V104H157ZM2 106V105H1ZM9 106V105H8ZM17 106V107H18ZM100 106V105H99ZM106 106V105H105ZM113 106V105H112ZM124 106H126V105H124ZM135 106H137L138 107V105L136 104ZM143 106V107H144ZM163 106V105H162ZM177 106V105H176ZM175 106V107H176ZM13 107V106H12ZM15 107V106H14ZM13 107V108H14ZM95 107H96V105H95ZM109 107V106H108ZM114 107H117V106H114ZM113 107V108H114ZM127 107V106H126ZM137 107H135V109H138ZM143 107H140V109H141V111H144L143 110ZM148 107V106H147ZM97 108V107H96ZM101 108V107H100ZM122 108V107H121ZM120 108V109H121ZM131 108V110H133ZM163 108H164V106H163ZM166 108V107H165ZM228 109L229 111H227L226 109ZM117 109V108H116ZM122 109H124V108H122ZM130 109V108H129ZM128 109V110H129ZM140 109H139V111H140ZM150 109V108H149ZM152 109V108H151ZM160 109V108H159ZM233 109V108H232ZM15 110H18V109H15ZM22 110V109H21ZM113 109H111V111H112ZM115 110V109H114ZM127 110V111H128ZM171 110H173V109H171ZM175 110V109H174ZM177 110V109H176ZM175 110V111H176ZM234 110H235V108H234ZM23 111V110H22ZM21 111V112H22ZM91 111V112H90ZM117 111V110H116ZM154 111H155V109H154ZM157 111V110H156ZM165 111H167V110H165ZM199 111H202L203 113H204V115H205V119H206V123H205V125H201L200 124V122H199V120H198V118H197V113L199 112ZM232 111V110H231ZM26 112V113H27ZM98 112V111H97ZM101 112V111H100ZM97 113L98 115V117L100 116L99 114H101V113ZM113 112V111H112ZM115 112V111H114ZM129 112H130V110L128 111V116L130 115L129 114ZM132 112V111H131ZM130 112V113H131ZM136 112H138V111H136ZM135 112V114H137ZM145 112V111H144ZM160 112V111H159ZM158 112V113H159ZM163 112H164V110H163ZM172 112H174V111H172ZM233 112V111H232ZM255 112V113H254ZM24 113V112H23ZM93 113V112H92ZM139 113V112H138ZM152 113V112H151ZM167 113H169V111H167ZM177 113H179L180 114V112H178L177 111ZM241 113V114H242ZM254 113V114H253ZM134 114V115H135ZM141 114V113H140ZM148 114H150V113H148ZM147 114V115H148ZM156 114H157V112H156ZM164 114H165V112H164ZM170 114V113H169ZM179 114H176V112H175V115H178L179 116ZM231 114V113H230ZM18 115H20L19 113H18ZM26 116H27V114H25ZM104 115V114H103ZM131 115H133V113H131ZM130 115V116H131ZM147 115H144L143 116V114H142V116L143 117H147ZM163 115V114H162ZM168 115V114H167ZM171 115V114H170ZM169 115V116H170ZM173 115V114H172ZM174 115V116H175ZM182 115V114H181ZM229 115V114H228ZM21 116V115H20ZM113 116V115H112ZM111 116V117H112ZM115 116V115H114ZM158 116V115H157ZM160 116H161V114H160ZM164 116V115H163ZM174 116H172V117H174ZM177 116V117H178ZM186 116H187V114H186ZM225 116V117H224ZM237 116V115H236ZM25 117V116H24ZM23 117V118H24ZM107 117H108V115H107ZM115 117H117V116H115ZM134 117V116H133ZM136 117V116H135ZM139 117H141V116H139ZM149 117V116H148ZM159 117V116H158ZM168 117V116H167ZM181 117H183V118H185V116L183 115V116H181ZM181 117H178V118H181ZM224 117V118H223ZM242 117H241V119H242ZM22 118V117H21ZM100 118H101V116H100ZM103 118V117H102ZM110 118V117H109ZM108 118V119H109ZM120 118V117H119ZM132 118V117H131ZM130 118V119H131ZM159 118H161V117H159ZM175 118V117H174ZM228 118V117H227ZM240 118V117H239ZM99 119V118H98ZM103 119H105V118H103ZM107 119V118H106ZM126 120H127V117L125 118ZM124 119V120H125ZM146 119H148V118H146ZM167 119V118H166ZM169 119H172V118H170L169 117ZM192 121H191V120ZM241 119L239 120V121H241ZM33 120V119H32ZM111 120V119H110ZM113 120V119H112ZM115 120H116V118H115ZM117 120H118V118H117ZM123 120V119H122ZM122 120H118V122L119 121H121L122 122ZM123 120V121H124ZM142 120H143V118H142ZM141 120V121H142ZM164 120V119H163ZM185 120H186V118H185ZM225 120V119H224ZM228 120H230V118L228 119ZM234 120H235V118H234ZM50 121V120H49ZM100 121H102V120H100ZM104 121V120H103ZM107 121V120H106ZM128 121H130V120H128ZM138 122H139V120H137ZM149 121V120H148ZM146 122V123H149V122ZM168 121V120H167ZM174 122H175V119L173 120ZM178 121H181V120H179L178 119ZM184 121V120H183ZM232 121V120H231ZM236 121V120H235ZM234 121V122H235ZM54 122V121H53ZM55 122H56V120H55ZM67 122H65V123H67ZM113 122V121H112ZM118 122H117V124H116V128H117V126H118ZM120 122V123H121ZM169 122V121H168ZM176 122H177V118H176ZM184 122H186V121H184ZM233 122V121H232ZM51 123V122H50ZM49 123V124H50ZM60 123V122H59ZM61 123H62V121H61ZM104 123V122H103ZM108 123V126H111V125H109V124H111V123H109V122H107ZM106 122H105V124H107ZM115 123V122H114ZM119 123V124H120ZM123 123V122H122ZM141 123V122H140ZM142 123H145V122H143L142 121ZM170 123V122H169ZM178 123V122H177ZM175 123L176 125H177V127H178V124L180 123ZM182 124H183V122H181ZM249 123H247V124H249ZM47 124H48V122H47ZM55 124H57V122L55 123ZM73 124V125H74ZM125 124V123H124ZM129 124H130V122H129ZM134 124H136V123H134ZM159 124H161V123H159ZM158 124V125H159ZM191 124V123H190ZM241 123H239V125H240ZM246 124V123H245ZM244 124V125H245ZM246 124V125H247ZM61 125V124H60ZM67 125V124H66ZM115 125V124H114ZM141 125V124H140ZM171 125V124H170ZM176 125H173V127H174V129L176 128ZM238 125V124H237ZM246 125H245V128L244 129H248V127H249V125L251 126V124H249L248 125V127L246 128ZM252 125H253V123H252ZM62 126H63V128H65V126L62 124ZM106 126V125H105ZM108 126H106V127H108ZM127 126V125H126ZM132 126H133V124H132ZM135 126V125H134ZM146 126H148L147 124H146ZM162 126V125H161ZM232 126V125H231ZM111 127H113V126H111ZM119 127V126H118ZM136 127V126H135ZM134 127V128H135ZM138 127V126H137ZM136 127V128H137ZM170 127V126H169ZM189 127V126H188ZM252 127V126H251ZM62 128V127H61ZM62 128V129H63ZM68 128H69V126H68ZM71 128H73V127H71ZM77 128V127H76ZM79 128V127H78ZM81 128H79L80 129V131L82 130ZM116 128L114 129L115 131H116ZM128 128H130V127H128ZM133 128V129H134ZM135 128V129H136ZM146 128H148V127H146ZM163 128V127H162ZM200 128L202 129V135H204L206 132H208V131H216V135H215V145L217 146L216 148H217V150H218V153L216 154L211 148H209L208 146H207V141H210L209 139H208V135L206 134V135H204V136H200L201 135V133H198L199 131H201L200 130ZM208 128H210V129H212V130H208ZM229 128H231V127H229ZM234 128H236L235 126H234ZM239 128V127H238ZM237 128V129H238ZM242 128V127H241ZM250 128V127H249ZM54 129V128H53ZM66 129V128H65ZM118 129V128H117ZM133 129H132V131H133ZM138 129H141V128H138ZM170 130H171V127L169 128ZM64 130V129H63ZM69 130V129H68ZM74 130H76V129H74ZM109 130V129H108ZM119 130V129H118ZM118 130H117V132H118ZM128 130H130V129H128ZM128 130H127V132H128ZM176 130H178V128H176ZM208 130V131H207ZM232 129H230L228 132V134L230 135L232 132H233V130H232V132H230ZM239 130V129H238ZM67 131V130H66ZM71 131V130H70ZM73 131V130H72ZM79 131V130H78ZM86 131V130H85ZM88 131V130H87ZM90 132V131H89ZM134 132L135 131H133L132 133L134 134ZM159 132V131H158ZM167 132H170V131H167ZM240 132H241V129H240ZM54 133V132H53ZM116 133V132H115ZM165 133V132H164ZM173 133V132H172ZM174 133H180V132H178V131H175ZM130 134H131V132H130ZM155 134V133H154ZM153 134V135H154ZM161 134H163V133H161ZM168 134V133H167ZM166 134V135H167ZM198 134H200V135H198ZM238 134V133H237ZM76 135H78V134H76ZM158 134H157V132H156V134L154 135V138H156L155 136H157ZM164 135V134H163ZM165 135V136H166ZM170 135H171V133H170ZM179 135V134H178ZM181 135V134H180ZM179 135V136H180ZM209 135H210V133H209ZM233 134H231V136H228V137H233L232 136ZM86 136H89V134L88 135H86ZM92 136V135H91ZM123 136V135H122ZM159 136H160V134H159ZM162 136V135H161ZM160 136V137H161ZM175 136V135H174ZM173 136V134H172V137H174ZM207 136V137H206ZM237 136V135H236ZM243 136V135H242ZM242 136H240V137H242ZM159 137V138H160ZM176 137H177V135H176ZM181 137V138H182ZM92 138V137H91ZM125 138V137H124ZM133 138H134V136H133ZM151 138H153V136L151 137ZM154 138H153V141L155 142V140H154ZM171 137H169L168 139H170ZM213 139L214 137H210V139ZM157 139V138H156ZM73 140H75V139H73ZM135 140V139H134ZM146 140V141H145ZM181 140V139H180ZM214 140V139H213ZM233 140H235V137L233 138ZM232 140V142H231V145L233 144V141ZM264 140V139H263ZM263 140L261 141L262 143H264L263 142ZM151 141V140H150ZM229 141H230V139H229ZM238 141V140H237ZM236 141V142H237ZM98 141L97 140H95V143H97ZM153 142V144L155 145V148H153V149H158V148H156L157 146H156V144ZM235 142V144H237ZM245 142V140L242 142V145H243V143ZM260 142V141H259ZM108 143V142H107ZM111 143H108V144H111ZM238 143L241 145V140L240 141H238ZM101 144H103V143H101ZM166 144V143H165ZM235 144H233V145H235ZM239 144H237L238 145V147L240 148L241 146L239 145ZM245 144V143H244ZM261 144V143H260ZM157 145H159L158 143H157ZM209 146H210V144H208ZM236 145V146H237ZM246 145V144H245ZM112 146V145H111ZM148 146H150V145H148ZM160 146V145H159ZM235 146V147H236ZM118 147V148H119ZM144 147V148H143ZM151 147H154V146H151ZM162 147H163V145H162ZM231 147V146H230ZM245 147V146H244ZM260 147H262V145L260 146ZM114 148V147H113ZM161 148V147H160ZM163 148H165V147H163ZM214 148V147H213ZM233 148V147H232ZM242 148V147H241ZM102 149V148H101ZM151 149V148H150ZM228 149V148H227ZM106 150V149H105ZM120 150V149H119ZM238 150V148L237 149H235V152ZM124 151V150H123ZM122 151V152H123ZM129 151V150H128ZM126 152V151H124V153L126 152V153H129V152ZM134 151V152H135ZM158 151V150H157ZM162 151V150H161ZM200 152L199 154H198V152ZM132 152V151H131ZM130 152V153H131ZM235 152H234V154H235ZM240 152V151H239ZM135 153H137V152H135ZM160 153V152H159ZM197 153V154H196ZM232 154H233V152H231ZM264 153V152H263ZM131 154H133V153H131ZM236 154H239L238 152L236 153ZM235 154V156H232V157H230V161H231V159L232 158H234V157H236L237 158V156L238 155H236ZM144 155V154H143ZM264 155V154H263ZM134 156L136 157V156H138L139 157V155H136V154H134ZM142 157V156H141ZM140 157V158H141ZM148 158V157H147ZM227 158H228V156H227ZM255 159V158H254ZM236 161L238 160V159H235ZM256 160V159H255ZM239 161V160H238ZM237 161V162H238ZM250 161H252V160H250ZM232 162V161H231ZM260 162V161H259ZM186 163H188V164H190V167H188V166H186L185 164ZM234 163V162H233ZM243 163V162H242ZM246 163H248V162H246ZM257 163V168L255 169V170H253V171H243V170H241L242 171V173H243V177H245L243 180L245 181V183H244V185H242V183H240L242 186H243V188L245 189V191L243 190V192H240V193H242V194H244L245 196L244 197H246V198H248L249 199V201L251 202V200H257V201H259V202H261V203H263L264 204V160H261V164L259 165V163L258 162H256ZM256 163H255V167H256ZM150 164H151V162H150ZM235 164V163H234ZM240 164H241V162H240ZM250 164H253V163H250ZM152 165V164H151ZM244 165H247V164H244ZM156 166V165H155ZM191 166H193V167H191ZM248 166V165H247ZM157 167H159V166H157ZM253 167V166H252ZM248 168L250 169V167L248 166ZM160 170H161V168H159ZM158 169V170H159ZM162 169H163V167H162ZM242 169H245V168H243L242 167ZM159 170V171H160ZM166 170V169H165ZM235 170V169H234ZM239 170V171H240ZM246 170V169H245ZM162 171V170H161ZM172 171V172H173ZM179 171V170H178ZM177 171V172H178ZM171 172V171H170ZM169 172V173H170ZM176 172V173H177ZM237 172V171H236ZM174 173V172H173ZM173 173H171V174H173ZM232 173V172H231ZM178 174H179V172H178ZM236 174V173H235ZM186 175V174H185ZM185 175H183V173H182V176H185ZM234 175V174H233ZM175 176H176V174H175ZM177 176H179V175H177ZM237 176V175H236ZM180 177V176H179ZM192 178V177H191ZM191 178H190V180H191ZM194 178H192L193 179V181H196ZM186 179V178H185ZM189 178H187V180H188ZM235 179H238L240 182H241V179L240 178H235ZM197 180V181H198ZM189 181V180H188ZM200 182V181H199ZM199 182H197L198 184H199ZM186 183H187V181H186ZM204 183H203V185H204ZM237 183H238V181H237ZM236 183V184H237ZM235 184V185H236ZM239 184V185H240ZM206 185H204V186H206ZM238 185V184H237ZM197 185H195V187H196ZM200 186V185H199ZM208 187V186H207ZM206 187V188H207ZM209 188H207V189H209ZM240 188V187H239ZM242 188V189H243ZM216 189H215V192H216ZM236 189V188H235ZM213 190V189H212ZM237 190H238V187H237ZM236 190V191H237ZM219 191H221V190H219ZM239 191V190H238ZM242 191V190H241ZM217 193H218V191H217ZM221 193V192H220ZM228 193H225V194H228ZM238 193V192H237ZM243 197V198H244ZM240 198V197H239ZM245 198V199H246ZM242 199V198H241ZM244 199V200H245ZM248 199H246V200H248ZM248 201V202H249ZM247 205V204H246ZM251 205V203L249 204V206ZM249 206H246V207H249ZM254 207V206H253ZM250 208H252V207H250ZM262 215L264 216V210H262Z\"/></svg>",
    "mask_w": 264,
    "mask_h": 264
},
{
    "label": "snow or ice",
    "instance_id": "obj_3",
    "mask_svg": "<svg viewBox=\"0 0 264 264\" xmlns=\"http://www.w3.org/2000/svg\"><path fill=\"white\" fill-rule=\"evenodd\" d=\"M25 23H27V21H25Z\"/></svg>",
    "mask_w": 264,
    "mask_h": 264
}]
</instances>
